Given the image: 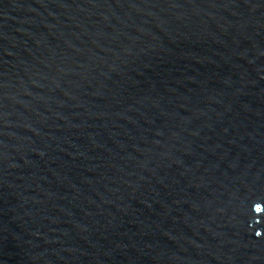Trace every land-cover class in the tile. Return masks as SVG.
<instances>
[{
  "label": "water",
  "instance_id": "water-1",
  "mask_svg": "<svg viewBox=\"0 0 264 264\" xmlns=\"http://www.w3.org/2000/svg\"><path fill=\"white\" fill-rule=\"evenodd\" d=\"M0 264H264V0H0Z\"/></svg>",
  "mask_w": 264,
  "mask_h": 264
}]
</instances>
